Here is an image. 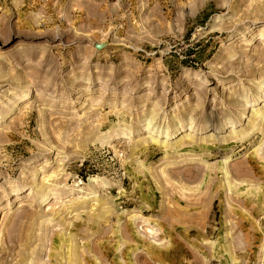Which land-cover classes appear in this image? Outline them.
I'll return each mask as SVG.
<instances>
[{"label": "rangeland", "instance_id": "obj_1", "mask_svg": "<svg viewBox=\"0 0 264 264\" xmlns=\"http://www.w3.org/2000/svg\"><path fill=\"white\" fill-rule=\"evenodd\" d=\"M261 78L264 0H0V264L264 262Z\"/></svg>", "mask_w": 264, "mask_h": 264}, {"label": "bare ground", "instance_id": "obj_2", "mask_svg": "<svg viewBox=\"0 0 264 264\" xmlns=\"http://www.w3.org/2000/svg\"><path fill=\"white\" fill-rule=\"evenodd\" d=\"M242 35V34H241ZM242 36H244V35H242ZM259 85H260V91H261V93H260V96H259V99H260V101L263 103L264 102V78H261L260 79V81H259ZM29 93H26L25 94V98L27 97V95H28ZM245 99V98H244ZM255 99V98H254ZM252 100L253 101V104H252V107L253 106H255L254 104L256 103V101L257 100ZM258 99V100H259ZM247 103V102H246ZM243 107H247V104H243L242 105ZM250 114H249V116H248V118H249V120L251 121H255L256 123H259L260 124V122H264V104L261 106V108H257V109H251L250 110V112H249ZM235 116V115H234ZM234 116L232 117V118H229L228 119V121L227 122H224V124L222 125V126H224V125H228L227 127H229V128H231V130L234 128V125L236 124V121L238 120L237 118H234ZM238 116V115H237ZM236 116V117H237ZM153 118H154V116H153ZM153 118L152 117H150L148 120H145L144 121V124H143V126L145 125V129H146V131H148L147 133L148 134H151V136H153V135H155V132H157L156 134H157V138L155 139V138H151V141L153 142V143H155V144H158V143H160V145L159 146H162V145H165V143H166V141L167 140H169L170 139V134L168 133V130H166L165 132H164V137L163 138H160V139H164V141H162V142H159L160 140H159V136L162 134L161 133V131L160 132H158L157 130H156V125L155 124H153L152 125V122H153ZM192 121H193V119H192ZM191 121V122H192ZM189 122H190V120H189ZM241 122V121H240ZM239 122V123H240ZM190 124V123H189ZM247 124H249V123H247ZM258 124V125H259ZM250 125V124H249ZM225 126V127H226ZM224 128V127H223ZM198 130V129H197ZM259 130V129H258ZM195 132H197V131H195ZM230 134H232V135H234V137H237L236 136V133H234V132H232L231 131V133ZM213 135V134H212ZM118 137H120V136H118ZM121 137H122V135H121ZM209 137L211 138V134L209 135ZM238 138V137H237ZM240 138V137H239ZM192 138H191V136H190V133H184L183 135H181L180 137H179V139H178V143H177V145H184V146H189V147H191L190 145L192 144V140H191ZM233 139H235V138H233ZM241 139V138H240ZM264 140V139H263ZM262 140V141H263ZM263 144H264V141L262 142ZM176 145V146H177ZM179 148V147H178ZM260 148V147H259ZM258 148V149H259ZM261 150V149H260ZM259 150V151H260ZM261 155V154H260ZM264 155V154H263ZM227 160L228 159H225L224 160V164L226 165V162H227ZM223 164V165H224ZM224 167V166H223ZM228 169L227 168H225V170L223 171V172H225V175L226 176H228L229 175V173H228V171H227ZM231 173V172H230ZM93 182V181H92ZM44 197L43 198H45V197H48V195L47 194H42Z\"/></svg>", "mask_w": 264, "mask_h": 264}, {"label": "built area", "instance_id": "obj_3", "mask_svg": "<svg viewBox=\"0 0 264 264\" xmlns=\"http://www.w3.org/2000/svg\"><path fill=\"white\" fill-rule=\"evenodd\" d=\"M258 264H264V262H259Z\"/></svg>", "mask_w": 264, "mask_h": 264}]
</instances>
